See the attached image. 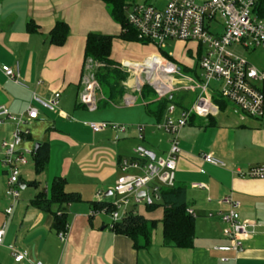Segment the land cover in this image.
<instances>
[{
	"label": "crops",
	"instance_id": "1",
	"mask_svg": "<svg viewBox=\"0 0 264 264\" xmlns=\"http://www.w3.org/2000/svg\"><path fill=\"white\" fill-rule=\"evenodd\" d=\"M124 11L126 14L127 11ZM57 20L65 21L69 27L65 43L60 46L52 44L48 37ZM29 21L36 25L35 30L27 29ZM90 32L115 36L123 32V28L112 18L107 5L101 0H0V105L6 106L12 113H19L27 107L32 92L44 98L55 90L61 92L59 110L49 112L37 105L38 118L29 125L30 137L22 144L23 147L31 149L36 143L39 146L47 142L49 158L40 173L34 171L32 155L21 166L20 177L24 181L22 167L28 166L31 159L33 171L29 170L27 173L29 181H24L25 187L33 186L29 183L32 180L37 181V184L33 186L35 192L28 191L23 194L26 196L23 200H20L19 192V198L13 204V211L0 242V264H31L26 259L14 261L8 245L26 251L30 260H41L45 264H264V178H243L232 172L246 170L253 165H264V121L244 115L216 91L210 98L213 111L207 116L192 114L179 133L181 151L176 161L173 186L179 192L171 200L184 202L186 210L191 209L194 213L195 237L191 248L165 246L162 225L159 222L152 231L150 247L146 250H135L129 237L109 228L108 215L91 213L92 201L97 191L104 193V201L112 200L108 196L113 195L112 187L121 175L119 160L132 155V150L130 154L125 153V148L119 146L117 141L134 137L135 134L137 137L134 124L145 123L142 141H148L150 147L143 143H139L138 147L158 157L164 155L168 149V136L154 127L157 121L146 112L147 102L134 89V79L129 78L124 82L127 90L123 96L107 107H143L142 114L146 119L134 122L126 120V123H121L128 125V129L116 142L112 141V130L107 129L98 132V137L97 133L92 132L91 143L87 139L80 142L79 137L89 127L83 123L78 126L80 122L72 118V115L85 117L88 115L86 111H96L102 107L99 103L103 99L99 87L94 92V109H89L80 102L86 63L83 54L86 36ZM181 43L189 46L188 52L196 54V43ZM144 45L149 43L126 41L116 37L110 57L124 69L126 63L141 62L146 57L157 54L144 53ZM16 62L20 77L27 88L16 84L1 71L2 65L14 67ZM181 64L190 67L189 64ZM191 70L193 71L190 73L182 72L189 76L195 71L198 72L194 68ZM180 91L185 90L173 93ZM97 93L100 94L99 98ZM192 93H195L196 98L198 91ZM128 94L135 97V102L131 105L124 101ZM182 101L183 105L174 103L176 113L193 103H188L185 97ZM121 121L124 122L123 119ZM13 128L14 125L9 120L0 124L2 141L10 137ZM109 137L118 147L114 152L104 145V141H110ZM73 150H76L77 155L82 152L78 160L67 155ZM202 153H211L223 160L225 167L204 162ZM74 162L78 164L83 177L74 180L76 189L67 190L66 186L73 179L71 176L75 170ZM32 174L41 176V181L35 177L30 180ZM55 176L65 178L66 191L77 192L81 198L80 201L68 203L64 207L68 225L65 242L58 239L57 232L52 228V212L40 210L31 203L37 192L48 193ZM6 180L7 174L0 162V227L6 219L4 209L12 203L5 194ZM197 184L204 186L198 187ZM226 195L240 201V216L250 223V234L244 241L243 250L236 255L216 249V246L228 243L223 235L224 225L219 214L225 209L219 200ZM161 202L162 199L158 204ZM137 209L148 219L162 218V205L153 210L139 205ZM225 256L229 259L222 261L221 258Z\"/></svg>",
	"mask_w": 264,
	"mask_h": 264
},
{
	"label": "built area",
	"instance_id": "2",
	"mask_svg": "<svg viewBox=\"0 0 264 264\" xmlns=\"http://www.w3.org/2000/svg\"><path fill=\"white\" fill-rule=\"evenodd\" d=\"M163 4L156 6L146 1H129L125 4L126 22L134 30L136 39L153 44L158 50L166 41L194 42L200 48V56L196 67L199 72L192 76L182 72L178 65L160 53L150 55L137 63H126L124 70L134 79V89L140 93L142 85H149L155 92L157 100L171 95L178 90L198 94L187 108L179 109L169 103L162 120L154 123V127L168 136V149L165 154L150 158L140 147L132 148L130 157L121 158L118 167L121 175L112 187L114 198L106 206L92 210L91 213L106 214L110 218L109 228L113 230L129 208L134 206H150L161 201L163 187L174 186L176 161L180 154L179 133L187 125L190 116L197 114L207 116L213 111L211 95L217 92L220 97L234 104L244 115L264 121V69L258 68L247 58L236 54L229 48L243 47L249 51L260 47L264 49V16H261L259 0H161ZM195 50V53L198 52ZM94 67L90 59L85 63L82 77L83 88L80 102L89 109L95 108L94 92L99 88L94 76ZM1 71L16 84L27 88L19 74L18 62L14 67L2 65ZM211 82L216 87L211 86ZM61 92L53 91L44 98L32 92L27 107L12 113L0 105V124L5 120L13 123L10 137L1 143L0 162L7 174L5 194L12 203L4 209L6 219L0 227V242L13 204L19 198L18 180L21 178V166L27 163L32 155V148L22 146L29 134V125L38 118V107L54 112L60 109ZM126 104L135 102V97L126 95ZM93 133L110 129L113 142L121 138L128 125L101 121L83 122ZM134 127L137 138L144 140L145 123H136ZM204 162L213 166L225 167V162L211 153H202ZM243 178H264V165H253L246 170L232 171ZM203 187V184H197ZM143 192L140 194V192ZM104 193L97 191L95 200L104 201ZM225 209L220 211L223 223V235L227 244L216 246L219 251L233 252L235 255L243 250L244 241L250 234V223L241 218L240 201L231 195L219 200ZM187 212L194 215L191 209ZM68 236V225L57 232L61 242ZM10 255L16 262L24 259L31 264H45L41 260H30L26 251H20L8 245ZM229 257H222L227 261Z\"/></svg>",
	"mask_w": 264,
	"mask_h": 264
},
{
	"label": "trees",
	"instance_id": "3",
	"mask_svg": "<svg viewBox=\"0 0 264 264\" xmlns=\"http://www.w3.org/2000/svg\"><path fill=\"white\" fill-rule=\"evenodd\" d=\"M103 1L114 20H116L123 28V32L117 36L90 32L86 36L84 47V62L90 59L93 63L99 65L94 70V76L98 80L103 99L99 103L102 107H107L110 103L116 102L127 90L124 82L128 79V73L119 66L110 57L112 43L114 38L119 37L126 41H138L134 30L128 26L126 22V14L124 6L129 0H101ZM261 5V16H264V0H259ZM29 31L35 30L36 25L29 21L27 22ZM69 33V27L63 20H57L49 32L50 42L54 45H63ZM143 44H148L143 42ZM171 61L181 67V70L190 73L191 67H187L177 62L172 56H167ZM197 59L200 56V48L196 53ZM141 99L146 101V112L153 116L156 121L163 118L165 109L169 103L183 105V96L181 92L173 93L165 98L156 100L154 90L147 84L142 85L140 89ZM183 96V97H181ZM186 107V106H183ZM193 116V115H192ZM191 116V117H192ZM30 131V130H29ZM28 134L25 140L30 137ZM32 158L34 162L35 173H40L46 166L49 158V148L47 142L41 143L37 148H32ZM31 185H36L37 181L29 182ZM65 178L55 176L49 186L48 193L39 191L36 193L31 203L40 210L52 212L53 222L52 228L58 232L64 230L67 223V215L65 205L71 202L80 201V195L77 192L66 191ZM179 189L175 187L162 188V202L154 205L146 206L147 210H153L158 206H163V214L160 220L148 219L139 213L137 206L131 207L122 218L115 223L113 231L118 234L125 235L131 239L132 246L135 250H146L152 242V231L160 222L162 225V240L165 246L177 248H191L194 241V217L186 210L184 202H174L172 197L176 196ZM108 202L92 201V209H99L106 206Z\"/></svg>",
	"mask_w": 264,
	"mask_h": 264
},
{
	"label": "rangeland",
	"instance_id": "4",
	"mask_svg": "<svg viewBox=\"0 0 264 264\" xmlns=\"http://www.w3.org/2000/svg\"><path fill=\"white\" fill-rule=\"evenodd\" d=\"M139 1H143V0H137ZM148 2L156 5V6H161L163 4V2L161 0H147ZM145 46V52L146 54H151V53H160V54H166L167 56H172L175 60H177L179 63H185V64H189L191 68L196 69L198 72L200 71V69H198L196 67V61H197V55L196 54H191L190 52H188V47L189 46H185L184 43L181 42H177V41H173V40H168L166 41V44L164 45V47L161 48V50H158L155 46L149 44V45H144ZM230 50L234 51L236 54H240L241 56L247 58L251 63H253L254 65H256L258 68H262L264 69V49L257 47L255 48L253 51H249L243 47H235L232 45V47L229 48ZM142 49L140 50V53H142ZM195 52V51H194ZM98 63H95V67L94 70L96 69V67L98 66ZM120 66V65H119ZM131 78L130 75L128 74V79ZM97 80V79H96ZM127 81V80H126ZM97 83L100 87V91H101V86L97 80ZM125 85V83H124ZM126 86V85H125ZM211 86L216 87V84L214 82H211ZM127 87V86H126ZM102 92V91H101ZM181 92V91H180ZM97 98H99L100 94L97 93ZM182 95L185 96L186 100L188 103H190L191 101L194 100L195 98V93L189 92V91H182L181 92ZM119 108L116 107H100L98 110L96 111H86L88 113V115H86L83 118H79L77 116H73L72 118H74L75 120H77L79 125L81 126V123L83 122H101V121H108V122H115V123H126L127 121H137V120H145L146 117L144 114H142L144 112V108L143 107H139L136 106L133 109L127 108L126 106H118ZM140 113V115H139ZM142 114V116H141ZM71 115V114H70ZM139 116H141L139 118ZM70 119V118H68ZM121 119H123L124 122L121 121ZM72 120V119H71ZM71 120H67L68 122H72ZM119 121V122H118ZM30 128V127H29ZM110 130V129H107ZM86 133H83L82 137H79L80 142L82 141H86V139L91 143L93 140L92 137V131L90 129H87L85 131ZM146 134V132H145ZM10 135V134H9ZM99 133H97V137H98ZM160 135V133H159ZM6 139V138H5ZM110 141L106 140L104 141L105 144L107 146V149L116 151V149L118 147H116V143L114 144L111 141V138L109 137ZM1 138H0V142H1ZM98 141V140H97ZM119 142V143H118ZM118 145L121 146L122 148H125V153L130 154L131 150L133 147H138L140 146L139 143H143L142 140H139L136 137V134L134 137H129L126 139H120L117 141ZM145 146L150 147V144H148L147 142L143 143ZM78 153H76V150H73L72 152H68L67 155L74 159V160H78L81 156H82V152H79V155H77ZM99 155H101V153L98 152ZM31 157H29L30 159ZM75 165V170L74 172L72 171V178L71 179V183L66 186L67 190H71V189H76V185L74 184V180H80V178H82V172L79 170L78 168V164L74 162ZM23 170V179L24 181H29L28 180V172L29 170L32 172V161L30 159V163L28 166H24L22 167ZM27 171H26V170ZM25 170V171H24ZM30 172V174H31ZM32 177V178H31ZM30 177V180L33 179L34 177L38 180L41 181V176H36L35 174ZM73 180V183H72ZM25 183V182H24ZM6 189V187H5ZM35 188L33 186H26L25 188H19V192H20V200L25 199V195H23L24 193L26 194L28 191L30 192H35L34 191ZM109 198H114V195H110L108 196Z\"/></svg>",
	"mask_w": 264,
	"mask_h": 264
},
{
	"label": "water",
	"instance_id": "5",
	"mask_svg": "<svg viewBox=\"0 0 264 264\" xmlns=\"http://www.w3.org/2000/svg\"><path fill=\"white\" fill-rule=\"evenodd\" d=\"M179 68L180 67L178 66V69ZM169 97H171V95H169ZM37 147H38V144L36 143L35 144V148H37ZM141 149L144 150L148 155H150V158L154 157V154L152 152H149V151L145 150L144 148H141ZM18 186H19V188H24L25 187V183H24V181L21 178L18 180ZM108 193H111V192H108ZM142 193L143 192L141 191L140 194H142Z\"/></svg>",
	"mask_w": 264,
	"mask_h": 264
},
{
	"label": "bare ground",
	"instance_id": "6",
	"mask_svg": "<svg viewBox=\"0 0 264 264\" xmlns=\"http://www.w3.org/2000/svg\"><path fill=\"white\" fill-rule=\"evenodd\" d=\"M131 83V82H130Z\"/></svg>",
	"mask_w": 264,
	"mask_h": 264
}]
</instances>
